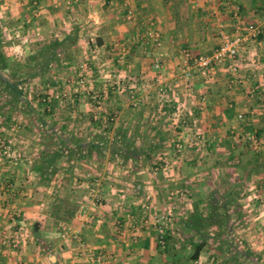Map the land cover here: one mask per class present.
<instances>
[{"label": "crops", "instance_id": "obj_1", "mask_svg": "<svg viewBox=\"0 0 264 264\" xmlns=\"http://www.w3.org/2000/svg\"><path fill=\"white\" fill-rule=\"evenodd\" d=\"M125 2L0 0L1 57L20 62L62 44L57 61L69 62V73L66 68L51 78L49 68L38 77L41 83L17 85L21 101L6 92L15 86L0 87V264H234L218 251L216 237L192 260L184 227L196 210L207 212L212 196L227 192L242 205L240 248L264 264V99L248 96L264 80V62L243 60L240 84L220 68L206 81L193 69L190 100L179 77L184 50L210 56L220 47L221 26L236 36L249 24H262L264 0ZM149 31L161 35V47ZM259 42L262 54L264 30ZM156 60L162 68H154ZM40 94L52 103L46 115ZM180 116L188 117L210 148L190 151L169 175L156 172L172 159L175 145L192 135L187 126H175ZM247 132L258 134V148L243 139ZM59 137L107 144L101 159L94 150L79 158L58 145ZM3 144L10 146L8 154ZM122 145L137 159L118 157ZM52 155L58 158L46 164ZM145 155L160 163H148ZM89 172L100 181L97 205L89 195ZM173 189L185 197H171ZM162 213L170 216L165 248L156 229L142 222ZM209 232L214 236L218 229ZM16 234L19 245L12 247L8 240ZM99 254H105L104 263L96 260Z\"/></svg>", "mask_w": 264, "mask_h": 264}, {"label": "built area", "instance_id": "obj_2", "mask_svg": "<svg viewBox=\"0 0 264 264\" xmlns=\"http://www.w3.org/2000/svg\"><path fill=\"white\" fill-rule=\"evenodd\" d=\"M123 5H126L125 0H123ZM239 7L234 9L233 17L234 19L239 18ZM133 13L127 9L126 18L127 20L132 19ZM264 30V15L262 24H249L244 33L231 36L224 27L219 28V36L221 39L220 47H218L210 56L198 55L194 56L189 50H184L183 60L180 68V81L185 85L186 92L188 96H192L191 84L193 81V69H197L200 76L206 81L210 78V73L214 68H220L225 73L230 76V81L234 84L242 83L240 78L241 62L248 60L252 64H259L264 62V53H259L257 45L261 35ZM148 38L153 41L156 47H161V35L154 31H149L147 33ZM154 68H162V63L156 60L153 64ZM158 93L165 96L166 90L164 87L159 86ZM248 96L254 100L264 99V80L259 81L255 86H252L248 91ZM204 104V98L199 101ZM243 116L239 115V119ZM183 123H187L185 120ZM192 132L191 137L186 142H179L174 147V157L170 161H166L161 166L155 168L156 172H162L169 175L174 170V165L180 159L184 158L190 151L204 152L210 148V142L207 140L202 133L193 127L190 129ZM243 139L250 143L252 147L258 148L260 146V138L256 132H247L242 134ZM3 152L8 154L10 152V146L8 144H3ZM87 179L90 181L89 195L93 199L94 203L97 205L101 202V197L97 194V188L100 185L99 178L95 177L93 174H87ZM186 192L181 189H173L169 191V195L174 198L185 197ZM150 198H147L149 201ZM170 220V216L167 213H162L160 215L152 217L151 220L142 221L144 224L152 225L158 235V244L162 247H166L167 241L165 240V232ZM65 235L63 234L62 237ZM9 245L12 247H18L19 245V235H15L12 239L8 240ZM81 252L85 250V244L80 242ZM106 259L105 254H99L97 256V261L104 263Z\"/></svg>", "mask_w": 264, "mask_h": 264}, {"label": "trees", "instance_id": "obj_3", "mask_svg": "<svg viewBox=\"0 0 264 264\" xmlns=\"http://www.w3.org/2000/svg\"><path fill=\"white\" fill-rule=\"evenodd\" d=\"M60 48H64L62 44H53L43 47L33 55L26 58L24 63L9 62L0 55V87L6 85L15 86L12 90L6 92L12 96L15 101H21L22 91L18 89L17 85L28 83L31 79L38 75H44L50 68V65L57 61ZM26 71V73H25ZM30 71V72H29ZM43 104L46 106L45 115L48 114L46 110L52 105L48 95L40 94ZM50 110V109H49ZM111 121L107 120L105 123V130L111 128ZM65 138V137H64ZM63 137H59L58 145L60 147H69V151L78 153L79 158L90 154L91 151H96L98 154L103 152L101 150L107 144V140H100L96 143H85L83 145L75 143L69 138L64 141ZM124 145L126 141H123ZM99 143H103L102 147ZM117 142H115V145ZM120 144V143H118ZM127 146H120L119 150H115L122 160H136V155L129 152ZM120 152V153H116ZM121 154V155H119ZM100 159L102 156L99 154ZM142 156L138 157L141 158ZM146 158H151L150 155H145ZM58 157L56 155L49 156L45 159L46 164L52 165ZM242 222V205L238 203L232 192H227L225 195L216 199L214 196L208 204L206 213L199 210L195 211V216L189 218L185 222V231L189 233V243L194 247L192 260H197L200 252L206 245V242L216 237L218 240V251L227 256L234 264H258L260 257L251 252L247 248L241 249L236 245L237 239L235 236V229L238 223ZM217 228L218 232L212 236L209 229ZM165 240H168V235H165Z\"/></svg>", "mask_w": 264, "mask_h": 264}, {"label": "rangeland", "instance_id": "obj_4", "mask_svg": "<svg viewBox=\"0 0 264 264\" xmlns=\"http://www.w3.org/2000/svg\"><path fill=\"white\" fill-rule=\"evenodd\" d=\"M26 60V59H25ZM25 60H22V61H20V63H24V61ZM12 63H14V62H12ZM61 67H63V68H61ZM67 68V73H69V62L68 61H64V60H62V61H57V62H54L51 66H50V69H52V77L51 78H54V77H56V75H58V74H60V73H63V72H65V69ZM53 70H54V72H53ZM51 71V70H50ZM30 72V71H29ZM38 77H41L40 75H38V76H35L33 79H31L30 81H31V83L33 84V86L34 85H36L37 83H41L39 80H37L38 79ZM50 77V76H49ZM34 79H35V81H34ZM69 79V78H68ZM29 81V82H30ZM68 83V82H67ZM69 84V83H68ZM184 84V83H183ZM191 89H192V96H188L187 95V92H186V97L190 100V99H192V97H193V95L195 94L194 93V87H193V81H192V84H191ZM33 88V87H32ZM185 89H187V88H185ZM33 91H34V89H33ZM32 91V89H31V93L33 92ZM35 94V93H34ZM33 93H32V95H34ZM44 95H48V94H44ZM49 96V95H48ZM43 103V102H42ZM188 117H186L185 116V118H184V120L187 122L186 124L185 123H183V117L182 116H180V117H178V118H176V119H178V121L175 123V126H184V127H188V128H193V126L191 125L192 123H189V121H188V119H187ZM188 124H190L189 126H188ZM191 131V130H190ZM174 157V154H173V156H172V158ZM153 160V161H152ZM145 161H148V163H155V162H157V164H159L160 162H159V158L158 157H151V158H147V160L145 159ZM162 163V162H161ZM89 173H91V172H89ZM85 174H87V173H85ZM92 174V173H91ZM86 176V175H85ZM160 177V175H155L154 176V178H159ZM171 191V190H170ZM177 199H181V198H177ZM240 225H242V223H238L237 225H236V229L237 228H239V227H241ZM237 232H238V234H237ZM240 230L239 229H237V231L235 232V236H236V239H237V242H236V245H238L239 247H243V245H241V239H240Z\"/></svg>", "mask_w": 264, "mask_h": 264}]
</instances>
